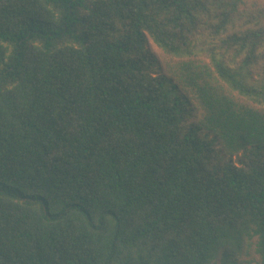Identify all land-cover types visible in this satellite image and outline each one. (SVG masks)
<instances>
[{"label":"trees","instance_id":"1","mask_svg":"<svg viewBox=\"0 0 264 264\" xmlns=\"http://www.w3.org/2000/svg\"><path fill=\"white\" fill-rule=\"evenodd\" d=\"M0 264H264V3L0 0Z\"/></svg>","mask_w":264,"mask_h":264},{"label":"rangeland","instance_id":"2","mask_svg":"<svg viewBox=\"0 0 264 264\" xmlns=\"http://www.w3.org/2000/svg\"><path fill=\"white\" fill-rule=\"evenodd\" d=\"M261 3H264V0H260ZM150 46L152 51L155 53V55L157 56V58L163 63L165 60V54L161 51V49H159L158 46H156L155 44H153L152 42H150Z\"/></svg>","mask_w":264,"mask_h":264}]
</instances>
